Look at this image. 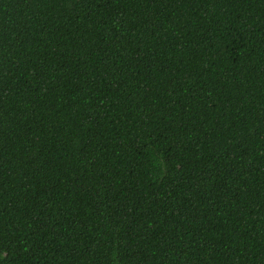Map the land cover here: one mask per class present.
<instances>
[{
    "label": "trees",
    "instance_id": "1",
    "mask_svg": "<svg viewBox=\"0 0 264 264\" xmlns=\"http://www.w3.org/2000/svg\"><path fill=\"white\" fill-rule=\"evenodd\" d=\"M0 264H264V0H0Z\"/></svg>",
    "mask_w": 264,
    "mask_h": 264
}]
</instances>
